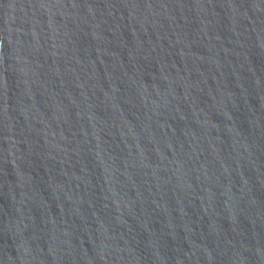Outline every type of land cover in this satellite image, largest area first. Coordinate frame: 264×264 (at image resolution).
<instances>
[{
    "label": "water",
    "instance_id": "water-1",
    "mask_svg": "<svg viewBox=\"0 0 264 264\" xmlns=\"http://www.w3.org/2000/svg\"><path fill=\"white\" fill-rule=\"evenodd\" d=\"M0 264H264V0H0Z\"/></svg>",
    "mask_w": 264,
    "mask_h": 264
}]
</instances>
